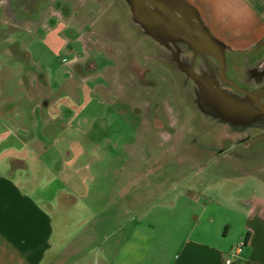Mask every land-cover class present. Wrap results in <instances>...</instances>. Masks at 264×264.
<instances>
[{
  "label": "crops",
  "instance_id": "obj_1",
  "mask_svg": "<svg viewBox=\"0 0 264 264\" xmlns=\"http://www.w3.org/2000/svg\"><path fill=\"white\" fill-rule=\"evenodd\" d=\"M175 5L220 46L264 36V0ZM59 29L48 34L60 41ZM29 73L0 66V264H225L240 240L232 264H264V197L243 198L233 211L214 208L215 187L204 178L196 181L209 183L201 192H160L157 203L136 205L145 172L90 166L106 140L109 106L91 99L95 90L80 85L75 70L38 69L27 82ZM259 170L264 176V165ZM105 175L113 178L107 187L98 181Z\"/></svg>",
  "mask_w": 264,
  "mask_h": 264
},
{
  "label": "rangeland",
  "instance_id": "obj_2",
  "mask_svg": "<svg viewBox=\"0 0 264 264\" xmlns=\"http://www.w3.org/2000/svg\"><path fill=\"white\" fill-rule=\"evenodd\" d=\"M5 1L0 0V40L7 39L0 41V66H25L30 70L27 82L38 69L83 75L79 84L98 93L91 99L99 102V97L109 106V126L101 136L106 140L90 166L107 173L145 172L136 179V205L157 203L160 192H201L209 183L202 187L196 181L204 178L213 181L214 208L233 211L244 206L243 198L264 197V184L256 181L264 179L259 170L264 152L258 149L264 145V118L255 117L247 98L229 87L220 100L208 97L209 89L207 95L200 90L197 102L194 90L173 77L171 63L159 57L155 43L172 44L173 30L153 14L133 7L131 0H46L37 15L20 14L18 19L29 21L17 22ZM92 4L98 9L85 10ZM58 29L60 41L48 34ZM231 46L227 54L233 79L252 91L262 90L264 36L250 45ZM85 101L78 94V102ZM112 179L105 175L98 181L107 187ZM144 190L147 194L139 192Z\"/></svg>",
  "mask_w": 264,
  "mask_h": 264
},
{
  "label": "flooded vegetation",
  "instance_id": "obj_3",
  "mask_svg": "<svg viewBox=\"0 0 264 264\" xmlns=\"http://www.w3.org/2000/svg\"><path fill=\"white\" fill-rule=\"evenodd\" d=\"M74 1V0H71ZM76 1V0H75ZM74 1V2H75ZM168 4H170L171 7L177 9L179 12L174 11L175 15L179 18H182L185 22L188 24H193L195 27H198L197 18L195 16L188 15L185 11H183L182 8L177 7L175 5V0H164ZM46 0H7L5 1L4 5L6 8V11L11 14L12 20L14 21H20L25 22L29 21V18H22L21 20L17 17L20 14H24L27 16H35L38 13V8L44 6L46 3ZM99 5V4H98ZM74 6V5H73ZM64 7L68 9L69 6L66 5L64 2ZM63 7V8H64ZM99 6L92 4L90 7H87L85 10H97ZM75 8L81 9L78 4ZM129 11V9H128ZM155 16V15H154ZM158 20L161 21V19L157 16H155ZM163 20V19H162ZM166 24V21L163 20ZM161 21L162 24L164 22ZM176 23L180 27L181 31H178L171 27L170 25H167L168 30H173L169 32L171 34L172 38V44H165L163 42H157L155 43L156 50L160 53L159 57L162 60L169 61L171 63V68H173L172 76L180 77V79L183 81L185 85H189L192 90H194L195 99L197 102L202 100L201 92L200 90L206 91V89H209L208 97L213 96L214 98H220L222 97V90L224 87L231 88V92L243 95L247 98V103H250L253 107L251 113L255 115V117H263L264 113L262 108L258 105L263 104L264 106V88L259 91H252L250 89H247L246 86L239 84L233 79L232 71L228 68V54L227 51L232 49V47L229 46H220L222 55H223V61H224V70L223 72L220 71V66L218 63L217 58L214 57V55H211L204 51L202 48H199V46L194 45L190 38L187 36L186 28L181 23V20L175 19ZM202 26V25H201ZM194 27V28H195ZM141 32L144 33L141 29ZM188 34L193 37V39H197V37L192 33L188 31ZM210 76L214 77L215 82L209 83L210 81H207L204 77ZM224 79H230L234 84H236L239 88L247 90L253 98L247 96L246 93L238 92L236 89H234L231 84L226 82ZM206 93V92H205ZM207 95V93H206ZM246 103V102H244ZM246 103V104H247ZM248 105V104H247ZM169 109H168V116H169ZM179 125H176L175 127H178Z\"/></svg>",
  "mask_w": 264,
  "mask_h": 264
},
{
  "label": "water",
  "instance_id": "obj_4",
  "mask_svg": "<svg viewBox=\"0 0 264 264\" xmlns=\"http://www.w3.org/2000/svg\"><path fill=\"white\" fill-rule=\"evenodd\" d=\"M133 7L141 6L143 7L148 13L153 14L161 19V21L165 20L166 24L170 25L174 29L181 31L180 27L176 23L175 19L181 20L183 26L187 29V36L190 38V41L194 44L199 46V48H202L207 53L214 55L215 58H217L220 71L223 72L224 70V61H223V55L220 48V45L215 42V39L201 26L199 19L197 20L198 27H195L193 24H188L185 22L182 18H179L175 15L174 11L179 12L177 9L173 8L164 0H131ZM135 5V6H134ZM196 17V16H195ZM197 18V17H196ZM163 19V20H162ZM164 22V21H163ZM165 24V22H164ZM165 24V25H166ZM167 27V25H166ZM195 27V28H194ZM189 32H192L197 39H193L191 35L188 34ZM226 82L231 84V86L236 89L238 92L246 93L247 96L253 98L247 90L239 88L236 84H234L230 79H224ZM254 99V98H253ZM258 105L262 108L264 113V106L263 104Z\"/></svg>",
  "mask_w": 264,
  "mask_h": 264
},
{
  "label": "built area",
  "instance_id": "obj_5",
  "mask_svg": "<svg viewBox=\"0 0 264 264\" xmlns=\"http://www.w3.org/2000/svg\"><path fill=\"white\" fill-rule=\"evenodd\" d=\"M245 246V241L243 240H240L234 247L233 249L231 250V252L227 255V256H224V263L225 264H232L233 261L235 259L238 258V256H240L241 252H242V249L244 248Z\"/></svg>",
  "mask_w": 264,
  "mask_h": 264
}]
</instances>
